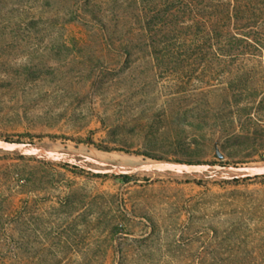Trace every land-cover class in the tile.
<instances>
[{
    "label": "rangeland",
    "instance_id": "obj_1",
    "mask_svg": "<svg viewBox=\"0 0 264 264\" xmlns=\"http://www.w3.org/2000/svg\"><path fill=\"white\" fill-rule=\"evenodd\" d=\"M74 2L27 0L24 17H44L41 31L0 52L1 72L18 74L0 80V138L61 142L81 166L0 150V212L13 215L0 221V264H264V174L150 170L123 180L86 170L119 164L78 150L261 166L264 107L228 147L167 140L194 132L191 98L171 101L142 58L101 78L87 71L105 47L73 40L83 30L64 22ZM252 64L259 71L264 57Z\"/></svg>",
    "mask_w": 264,
    "mask_h": 264
},
{
    "label": "trees",
    "instance_id": "obj_2",
    "mask_svg": "<svg viewBox=\"0 0 264 264\" xmlns=\"http://www.w3.org/2000/svg\"><path fill=\"white\" fill-rule=\"evenodd\" d=\"M73 1L64 22L83 28L73 40L91 38L105 47L97 58L101 61L89 64L87 71L101 78L106 72L129 69L133 58H142L154 72L153 81H148L167 83L171 101L191 98L194 132L167 140L187 145L211 141L225 147L241 137V126L258 123L253 112L264 107V65L257 71L252 62L264 57V0ZM26 3L0 0V52L41 31L44 17H24ZM17 75L0 70V80ZM218 91L217 101L213 94ZM181 104L177 110L170 108L172 115ZM115 176L128 180L130 174ZM12 217L11 212H0L5 224Z\"/></svg>",
    "mask_w": 264,
    "mask_h": 264
},
{
    "label": "water",
    "instance_id": "obj_3",
    "mask_svg": "<svg viewBox=\"0 0 264 264\" xmlns=\"http://www.w3.org/2000/svg\"><path fill=\"white\" fill-rule=\"evenodd\" d=\"M0 150H6L10 152H20L25 156H40L49 159H54L57 161L68 162L71 164L78 165L80 161L76 160L66 151L53 150L46 148L44 146H39L30 141L15 140L8 138H0ZM220 158L224 155L218 151ZM88 171L95 174H116V175H126L133 174L140 171H150V170H165L172 172L181 173H204L212 172L214 169L223 170L227 169L230 171H235L241 173L242 176H258L264 174V165L261 166H229V165H211L207 163H195L186 161H170V160H154L144 161L138 166L129 169H121L119 166L111 168H95L92 166L82 165Z\"/></svg>",
    "mask_w": 264,
    "mask_h": 264
},
{
    "label": "bare ground",
    "instance_id": "obj_4",
    "mask_svg": "<svg viewBox=\"0 0 264 264\" xmlns=\"http://www.w3.org/2000/svg\"><path fill=\"white\" fill-rule=\"evenodd\" d=\"M62 148H66V145L59 142V143H56L52 149L58 150ZM78 150L81 152L87 153L88 155H90L92 158L96 160L117 162L121 169L134 168L138 166L139 164H141L142 162H144L145 160L148 162L151 161V159H145L142 155L129 154L125 152H118V151L106 152V151H100L94 148L90 149L86 147L80 148Z\"/></svg>",
    "mask_w": 264,
    "mask_h": 264
}]
</instances>
